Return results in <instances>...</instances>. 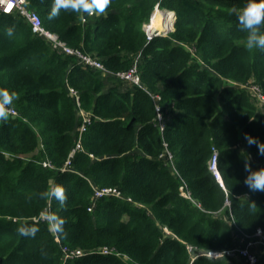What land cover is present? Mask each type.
Masks as SVG:
<instances>
[{
    "label": "trees",
    "instance_id": "1",
    "mask_svg": "<svg viewBox=\"0 0 264 264\" xmlns=\"http://www.w3.org/2000/svg\"><path fill=\"white\" fill-rule=\"evenodd\" d=\"M28 1L46 30L111 72L137 59L140 82L104 75L0 12V87L16 111L0 120V264H246L203 253L264 229V190L245 183L246 163L264 166L246 139L264 144L250 88L264 96V50L248 49L238 27L245 0H110L103 14L51 19L53 0ZM157 3L174 11L173 29L148 41ZM214 149L223 187L208 166ZM56 183L63 205L41 195ZM101 187L120 196L94 199ZM22 223L39 231L23 236Z\"/></svg>",
    "mask_w": 264,
    "mask_h": 264
},
{
    "label": "built area",
    "instance_id": "2",
    "mask_svg": "<svg viewBox=\"0 0 264 264\" xmlns=\"http://www.w3.org/2000/svg\"><path fill=\"white\" fill-rule=\"evenodd\" d=\"M28 2H29L28 0H3V2L0 3V12L16 13V14L21 15L29 23L32 31L45 37L47 40H49V42L52 44L54 48H57L59 51H62L66 54L75 55L76 57H78L81 63L89 65L90 67L96 70H100L104 75L112 74L125 81L131 82L134 84H139L140 80H139V76L136 70L137 59L134 61V63L129 69L125 71L111 72L96 57L83 53L81 50L77 48H73V47L66 45V43L60 40L56 34L46 30L42 26L39 14L35 10L28 8ZM9 5L11 6L10 10H9ZM158 10H161L164 12H172L173 18H172L171 28L169 30L161 31V30L151 27L153 16H154L153 13ZM174 18H175V15L172 10L161 8L159 6V3H157L154 6V9L150 15L149 20L143 23V29L146 33L147 40L149 41L157 35H162V34H166L167 32H169L172 29ZM81 20L82 22H86L87 16H85V19H81ZM250 88L253 91V94L256 96L258 104L263 106L264 96L262 95V93L259 91V89L255 85H251ZM69 90L72 94L75 95L76 101H77L78 100L77 91L73 88H69ZM157 110H158V107H157ZM8 112L11 115H16V111L13 108L8 107ZM158 118H159V126L160 128H163V122L160 119L159 113H158ZM88 120L89 118L84 113V123L80 126V131L84 129L85 122H87ZM167 157L169 159L172 158V155L168 151H167ZM217 157H218V151L214 149L210 159L208 160V166L211 172L213 173V175L215 176L216 180L219 182L220 186L223 187L221 175L216 165ZM47 164L48 163L46 161H43V165H47ZM68 165H69V159L65 162L64 167ZM182 194L189 197V193L187 191H182ZM109 195L120 196V192L116 188H113V187H101V188L94 189V195H93L94 199L101 198L104 196H109ZM229 203L230 201L226 199L225 205H229ZM261 249L264 250V229L257 228L256 231L252 235L248 236L244 245L233 246V247H229L223 250H210V251H206L203 253L213 258H219L223 256L242 257L245 260L246 264H260L259 258L261 255V252H260ZM82 253L83 252L81 250H76L73 252V255L78 256V255H81ZM69 255L70 254H66V257H68ZM262 264H264V259H263Z\"/></svg>",
    "mask_w": 264,
    "mask_h": 264
},
{
    "label": "clouds",
    "instance_id": "3",
    "mask_svg": "<svg viewBox=\"0 0 264 264\" xmlns=\"http://www.w3.org/2000/svg\"><path fill=\"white\" fill-rule=\"evenodd\" d=\"M3 0H0L2 3ZM110 4V0H53L51 8L48 12L49 18L59 15L61 9L72 10L77 13H86L88 15L103 14ZM9 5V10H10ZM238 27L246 30V47L248 49L264 50V0H245L242 9L236 13ZM81 19H85L81 15ZM8 35H12V29H8ZM15 93H10L6 88L0 87V120H7L9 117L8 107L12 104ZM249 143H257L259 150L264 153V144L259 143L254 137L246 134ZM245 168L248 174L245 177V183L250 189L264 190V166L259 168H251L247 163ZM55 198L63 205L66 200L65 190L62 185L56 183L50 192L41 193ZM57 227L63 221L54 214L48 215ZM17 231L23 236H35L39 231L38 223H22L18 226Z\"/></svg>",
    "mask_w": 264,
    "mask_h": 264
},
{
    "label": "bare ground",
    "instance_id": "4",
    "mask_svg": "<svg viewBox=\"0 0 264 264\" xmlns=\"http://www.w3.org/2000/svg\"><path fill=\"white\" fill-rule=\"evenodd\" d=\"M152 28H156L161 31H166L171 28L173 14L172 12H164L158 10L153 13Z\"/></svg>",
    "mask_w": 264,
    "mask_h": 264
},
{
    "label": "rangeland",
    "instance_id": "5",
    "mask_svg": "<svg viewBox=\"0 0 264 264\" xmlns=\"http://www.w3.org/2000/svg\"><path fill=\"white\" fill-rule=\"evenodd\" d=\"M257 104H258V103H257ZM258 107H259L258 109H260L261 111L264 110V107L261 106L260 104H258Z\"/></svg>",
    "mask_w": 264,
    "mask_h": 264
},
{
    "label": "water",
    "instance_id": "6",
    "mask_svg": "<svg viewBox=\"0 0 264 264\" xmlns=\"http://www.w3.org/2000/svg\"><path fill=\"white\" fill-rule=\"evenodd\" d=\"M173 12H174V11H173ZM174 15H175V13H174ZM174 20H175V18H174ZM173 23H174V21H173ZM172 29H173V25H172ZM172 29H171V30H172ZM12 117H15V115H12Z\"/></svg>",
    "mask_w": 264,
    "mask_h": 264
},
{
    "label": "crops",
    "instance_id": "7",
    "mask_svg": "<svg viewBox=\"0 0 264 264\" xmlns=\"http://www.w3.org/2000/svg\"><path fill=\"white\" fill-rule=\"evenodd\" d=\"M90 16H93V15H88V17H90ZM263 253V252H262Z\"/></svg>",
    "mask_w": 264,
    "mask_h": 264
}]
</instances>
